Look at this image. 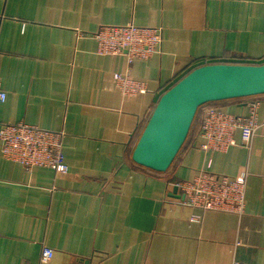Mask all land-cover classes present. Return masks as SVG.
Here are the masks:
<instances>
[{
  "label": "crops",
  "instance_id": "obj_1",
  "mask_svg": "<svg viewBox=\"0 0 264 264\" xmlns=\"http://www.w3.org/2000/svg\"><path fill=\"white\" fill-rule=\"evenodd\" d=\"M161 27L150 57L97 52L102 26ZM205 63H264V0H0V125L63 132L65 172L0 152V264H264V94L199 106L165 171L132 150L159 96ZM145 90L123 94L115 74ZM224 149L203 148L214 108L247 116ZM200 170L246 174L240 213L185 203ZM44 247L52 257L41 262Z\"/></svg>",
  "mask_w": 264,
  "mask_h": 264
},
{
  "label": "built area",
  "instance_id": "obj_2",
  "mask_svg": "<svg viewBox=\"0 0 264 264\" xmlns=\"http://www.w3.org/2000/svg\"><path fill=\"white\" fill-rule=\"evenodd\" d=\"M97 52L124 54L133 58H148L157 52L161 42V27L125 25L102 26L95 33ZM116 84L123 94L143 92V83L128 74L116 73ZM0 84V101L5 99ZM255 107L247 116L231 114L214 108L208 109L200 123L199 135L205 139L203 148L224 149L234 143L233 134L241 130V145L249 146L258 125ZM63 132L44 129L24 122L0 125V152L8 160L19 163L25 170L47 166L65 172L67 165L62 150ZM246 174L228 176L200 170L192 180H184L177 186L184 195L185 203L191 207L240 213L244 208ZM53 255L51 248L44 247L41 262ZM232 264H244L235 260Z\"/></svg>",
  "mask_w": 264,
  "mask_h": 264
},
{
  "label": "water",
  "instance_id": "obj_3",
  "mask_svg": "<svg viewBox=\"0 0 264 264\" xmlns=\"http://www.w3.org/2000/svg\"><path fill=\"white\" fill-rule=\"evenodd\" d=\"M258 94H264V63L194 67L159 96L132 150V160L165 171L182 146L199 106Z\"/></svg>",
  "mask_w": 264,
  "mask_h": 264
}]
</instances>
